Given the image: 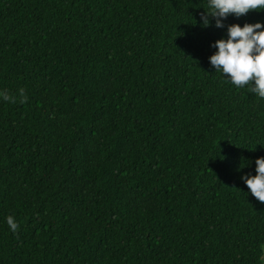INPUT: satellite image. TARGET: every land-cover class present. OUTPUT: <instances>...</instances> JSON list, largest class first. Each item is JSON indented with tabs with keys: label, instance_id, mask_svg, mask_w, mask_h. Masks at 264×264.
<instances>
[{
	"label": "trees",
	"instance_id": "obj_1",
	"mask_svg": "<svg viewBox=\"0 0 264 264\" xmlns=\"http://www.w3.org/2000/svg\"><path fill=\"white\" fill-rule=\"evenodd\" d=\"M205 7L0 0V264H264V99L208 61L264 9Z\"/></svg>",
	"mask_w": 264,
	"mask_h": 264
},
{
	"label": "clouds",
	"instance_id": "obj_2",
	"mask_svg": "<svg viewBox=\"0 0 264 264\" xmlns=\"http://www.w3.org/2000/svg\"><path fill=\"white\" fill-rule=\"evenodd\" d=\"M260 9H264V0H206L201 24L207 27L211 17L215 27L223 28L229 14L240 17ZM212 46L215 51L208 57L212 68L236 88L249 86L250 93L264 99V25L260 21L230 23L226 26V36L216 39ZM19 94L24 98L22 88ZM9 99L6 91H0V100ZM254 165L255 174H242L240 179L252 196L264 202V157H256ZM5 222L11 232L17 231L19 225L14 216L8 215Z\"/></svg>",
	"mask_w": 264,
	"mask_h": 264
}]
</instances>
